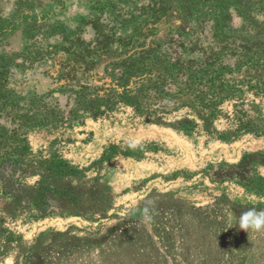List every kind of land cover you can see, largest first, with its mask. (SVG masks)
I'll list each match as a JSON object with an SVG mask.
<instances>
[{
	"label": "rangeland",
	"instance_id": "obj_1",
	"mask_svg": "<svg viewBox=\"0 0 264 264\" xmlns=\"http://www.w3.org/2000/svg\"><path fill=\"white\" fill-rule=\"evenodd\" d=\"M149 3L0 0V52L68 45L50 35L57 26L86 40L93 24L126 36ZM176 22L162 16L157 38ZM63 57L9 76L32 118L14 123L13 138L0 144V155L12 156L0 157V264H264V230L236 225L248 208L264 211V135L221 139L121 114L37 123L40 95L65 108L55 78Z\"/></svg>",
	"mask_w": 264,
	"mask_h": 264
},
{
	"label": "trees",
	"instance_id": "obj_2",
	"mask_svg": "<svg viewBox=\"0 0 264 264\" xmlns=\"http://www.w3.org/2000/svg\"><path fill=\"white\" fill-rule=\"evenodd\" d=\"M262 13L264 0H150L147 14L129 35L93 24L94 36L86 40L78 29L57 26L50 35L68 39V45L1 51L0 144L13 138L14 123L32 118L31 108L21 112L8 86L12 70L60 51L64 57L55 78L57 91L66 95L65 108L40 95L37 123L73 126L86 117L121 114L221 139L262 136L264 21L257 17ZM164 15L177 22L160 40L154 25ZM13 109L20 112L13 114Z\"/></svg>",
	"mask_w": 264,
	"mask_h": 264
},
{
	"label": "clouds",
	"instance_id": "obj_3",
	"mask_svg": "<svg viewBox=\"0 0 264 264\" xmlns=\"http://www.w3.org/2000/svg\"><path fill=\"white\" fill-rule=\"evenodd\" d=\"M151 204V202H149ZM149 207H145L142 210V216L145 222L151 220V215L149 214ZM239 225L241 229L244 230H264V211L257 210L256 208H248L247 210L240 213L236 225Z\"/></svg>",
	"mask_w": 264,
	"mask_h": 264
}]
</instances>
